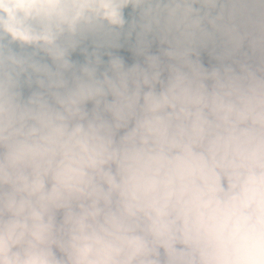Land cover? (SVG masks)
Returning a JSON list of instances; mask_svg holds the SVG:
<instances>
[{
	"label": "clouds",
	"instance_id": "9594fccd",
	"mask_svg": "<svg viewBox=\"0 0 264 264\" xmlns=\"http://www.w3.org/2000/svg\"><path fill=\"white\" fill-rule=\"evenodd\" d=\"M0 264H264V0H0Z\"/></svg>",
	"mask_w": 264,
	"mask_h": 264
}]
</instances>
